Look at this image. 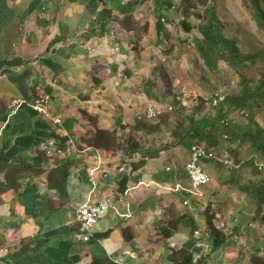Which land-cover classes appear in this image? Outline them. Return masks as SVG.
<instances>
[{"label": "crops", "instance_id": "obj_1", "mask_svg": "<svg viewBox=\"0 0 264 264\" xmlns=\"http://www.w3.org/2000/svg\"><path fill=\"white\" fill-rule=\"evenodd\" d=\"M100 9L97 0H0V152L9 161L0 182L16 173L21 185L0 193V264L35 243L44 244L41 252L13 263L174 264L172 255L181 251L190 264H263L264 222L250 210L256 206L250 195H220L222 185L206 197L186 193L191 184L184 166L177 167L175 148L163 141L158 157L141 167L138 159L120 165L110 153L81 144L95 129L119 133L131 125L128 114L111 118L100 107L98 98L115 92L117 75L130 80L126 70H132L131 33L111 23L101 35ZM37 87L51 96L50 120L33 108ZM139 130L131 131L137 139ZM50 142L59 157L45 155ZM59 161L72 162L64 202L46 182ZM22 163L29 170L19 174ZM103 197L112 208L86 242L76 240L77 208ZM210 206V217L218 214L217 226H225L217 250L205 226Z\"/></svg>", "mask_w": 264, "mask_h": 264}, {"label": "trees", "instance_id": "obj_2", "mask_svg": "<svg viewBox=\"0 0 264 264\" xmlns=\"http://www.w3.org/2000/svg\"><path fill=\"white\" fill-rule=\"evenodd\" d=\"M101 4V9L97 14V21L99 23V31L101 35L106 32L107 27L111 23L118 24L128 33H146L149 26L145 24L144 26L138 27L134 20V8L135 6L150 2L151 0H111V5L109 8L106 7V0H97ZM207 1L209 0H179V5L176 0H155L156 10L154 12L155 16V31L160 44L167 43L170 48L166 50L167 52H172V35L167 30L166 25L172 24L174 21L171 17L167 15L170 10H175L177 16L180 17L179 28L184 32V38H179L178 41L185 45H194V50L197 56L201 58L204 64L209 70L214 71L217 69L218 61H224L227 64L236 67L240 65L244 67L245 62L250 60L251 63L256 64L260 58L264 56V50L260 49L255 55H242L240 49L238 48L237 42H234L229 37L224 35L222 32V27L219 23L217 15L213 7L207 6ZM244 4L247 6L251 13V18L253 24L261 33L264 34V0H244ZM201 5L203 11L196 12L197 8ZM197 13V14H195ZM192 17H195L199 21L194 24ZM195 29H199L201 37L197 36L192 38V42L189 43L190 36L193 34ZM174 36H178L175 34ZM140 49V48H139ZM142 49V47H141ZM137 74L133 71L126 70V76L133 80L138 79ZM240 87L241 90L233 96H227L226 100L222 103L215 100L212 94L208 98H200L199 102L193 106L189 115L186 116V121L182 120L179 122L178 126L172 132L173 136L177 138L176 146H182L187 152L186 156L189 160L190 149L192 146L197 145L204 147L206 150L226 148L229 151V159L234 168H239L244 174L241 178L238 172H234L230 179H226L222 186L229 188L231 186L237 185V193H242L250 195L252 199L255 200L256 206L254 211L256 214L255 218L260 219L264 222V168L259 171L258 166L264 167V119L258 120V116L264 111V80L260 85L252 84V81L245 78V76L240 72ZM154 81L151 79L147 80L141 87L140 93H142L149 100L158 101L152 99L151 90L154 88ZM164 101V100H162ZM175 105H179L176 99H173ZM210 104L217 111V115H206L202 116V109ZM231 110L236 111V116L244 115L247 123L239 124L232 117L228 116V112ZM185 108H179V112L176 114L179 118L185 117ZM234 113V112H233ZM158 118V120H157ZM154 118L156 123L155 126H151L150 133L159 129L160 125H166L168 121L174 119V116L168 117L167 114H162ZM152 119V120H154ZM150 120V121H152ZM120 121V120H119ZM118 121V123H119ZM141 122L140 120H136ZM222 121H224L222 123ZM151 123V122H150ZM187 123V124H183ZM227 123V125H226ZM182 124V125H181ZM168 129V126L165 127ZM122 129V128H121ZM164 133L165 130H163ZM116 130L103 131L95 129L91 137L83 139L81 144L85 147L91 148L92 150H102L106 153H110L114 147L118 149V152H122V157L119 160L120 165L126 163V161H131L134 156H140L141 161L137 163L138 166H144L147 159L157 158L159 151L151 150V148L143 147L140 143L134 140L131 136L124 144L116 143L115 139ZM171 134V135H172ZM227 134L228 139L224 140L223 135ZM225 147H222V146ZM172 144L169 147H173ZM168 147V145L166 146ZM165 147V148H166ZM115 151V150H114ZM247 151V152H246ZM8 160L4 157L3 152H0V171H3L7 165ZM71 161H59L56 163V167L51 170L46 178L47 187L53 190L59 199L64 202L65 199V187L66 180L68 177V171L71 167ZM19 166L17 170L19 174L28 171L24 163ZM216 165L222 172L224 177L228 176L231 167L226 169L224 165L213 160H205L204 165L206 171H211L210 165ZM225 170V171H224ZM238 170V169H237ZM253 171L255 177L249 178L247 171ZM224 171V172H223ZM219 172V175H220ZM228 172V173H227ZM41 172H36L38 175ZM210 175V180H211ZM244 182H247L244 185ZM209 186V185H206ZM205 186V187H206ZM221 186V187H222ZM21 188L20 179H17L16 173H9L6 176V182H0V193L7 190L17 192ZM125 191V183L122 181L120 192ZM228 195H231L230 193ZM206 210V209H205ZM211 206L208 207L204 213L206 232L208 233L211 242L213 243V250H217L224 242L225 236L220 233L217 226V218L210 217ZM51 212V211H50ZM260 217V218H259ZM177 221V220H176ZM165 230H169V227H165ZM35 248L25 247L21 250V253L15 257L3 260L4 264H15V260L24 257L29 253L37 254L41 252L44 244L35 243ZM171 258L174 259V264H190L191 256L185 252H176ZM91 264H114L113 262L105 260H93Z\"/></svg>", "mask_w": 264, "mask_h": 264}, {"label": "rangeland", "instance_id": "obj_3", "mask_svg": "<svg viewBox=\"0 0 264 264\" xmlns=\"http://www.w3.org/2000/svg\"><path fill=\"white\" fill-rule=\"evenodd\" d=\"M154 1L155 0H151L150 2L139 4L134 8L135 24L138 27L144 26L145 24L149 26L147 32L142 35H140V33H131L132 42L129 47L131 51L129 56L131 60L130 66L134 74L137 73V70L139 71V78L126 80L123 75H117L119 83L117 87L114 88L115 92H112V94H103L105 98L100 97L98 99H100V107L105 108V112H107L109 117L113 118L115 114L125 113L128 114L127 118H130L131 125H127L130 131L126 130L119 133L117 131L116 134L113 135L117 140L116 143L124 144L132 136L142 147L144 145L147 146L146 148H151V150H155L161 141L165 142L163 145L166 146L174 144L175 153H172V158L175 157L177 167L181 169L188 160L186 156L187 152L184 148L175 145L177 143V138L173 136L172 132H174L176 126H178L179 122H182V120L186 121V116L190 114L191 109L199 102L200 98H208L213 92L217 93V91L222 90L227 93L225 95L229 96H233L240 92V72L245 78L252 81V84L260 85L264 80V56L260 58L256 64L247 60L244 67L240 65L233 67L219 60L216 67L217 69L214 71L209 70L201 58L197 56L193 48L194 45L188 46L178 41L179 38H184L185 34L179 28L180 17L177 16L179 13H175V10H170V12L167 13L169 17L173 16L171 18L174 20L171 25H166L167 30L172 35L171 42L173 44V50L169 53L166 50L170 48V45L167 43L160 44L156 36L154 27L156 4ZM176 3L178 4L179 0H176ZM207 6L214 8L219 20L218 24L222 27V32L231 40L237 42L242 55H255L260 49L264 50V34L257 30L253 24L252 15L244 4V0H209L207 1ZM196 10V12H201L203 11V7L199 5ZM193 20L194 24H197V22L199 23L195 17H192V21ZM121 32H125V30L122 28ZM175 34H178V36H174ZM195 36L198 38L201 37L199 29L194 30L193 34L190 36L189 43L192 42V38ZM127 41L128 40L125 38V44ZM140 46H142V49ZM121 60H124V58L121 57ZM149 79L154 81L155 85L151 90L152 99L158 101L149 100L140 93L141 87H143L144 83ZM120 96L122 97L120 98ZM122 98L129 100L122 101ZM103 99H106V101H103ZM173 99L179 102L178 106L173 103ZM117 101H120V103H117ZM106 102L107 104L105 105ZM181 107L186 110L184 114L185 117L179 118L176 114ZM153 109H159L162 112L160 115L167 114L168 117L174 116V119L168 121L166 125H160L159 129L150 133L151 126H155V124L152 123L158 121L155 119L148 121L145 119V115L148 111ZM214 114L216 116L218 113L210 104H207L206 107L202 109V116H213ZM236 114V111L231 109L230 112H228V116L232 117L237 123H247L244 115L240 114L236 116ZM137 119H141V122L136 121ZM261 119H264V111L258 116V120L260 121ZM183 124L185 125L187 123ZM167 126L168 129L165 128ZM138 129L142 132V134L138 135L139 139L131 132L132 130L137 131ZM163 130L166 132L165 135H163ZM160 134L163 135L162 139L159 137ZM121 154L122 152H118L116 147L111 151V155L118 161L122 157ZM137 159L138 162L141 161V158H138V156H134L131 161L134 163ZM210 168H212V170L209 171V175L212 176V180H210L209 186H206V188L202 187L198 191L200 194H203L204 197H206L205 193L208 192L211 194L218 192L219 194L222 182L224 183L226 179H230L232 177L231 174L234 172L240 171L238 167L234 168L230 171L228 176L224 177L223 174L221 175L222 172H220L221 170L216 165L211 164ZM243 174V172H238L240 178ZM245 174H247L249 178L255 177L254 172L250 170ZM246 184L247 182H244V185ZM236 188V184L229 188L224 187V191L223 193L220 192V195H228L229 193L235 195L237 194ZM250 210L254 211V207Z\"/></svg>", "mask_w": 264, "mask_h": 264}, {"label": "built area", "instance_id": "obj_4", "mask_svg": "<svg viewBox=\"0 0 264 264\" xmlns=\"http://www.w3.org/2000/svg\"><path fill=\"white\" fill-rule=\"evenodd\" d=\"M49 1V0H45ZM219 100L223 99L224 96H219ZM218 100V102H219ZM19 104V102H16ZM50 106H51V96L48 95L46 92H44L42 87H37L36 88V98L33 103V108L34 110L42 117L50 120L51 119V113H50ZM162 112L157 109H153L151 111H148L145 115V119L148 121L156 118L159 116ZM141 120V119H138ZM54 125H58L59 121L54 120L53 121ZM227 125V123H226ZM54 144L50 142L47 147L43 149V151H46V156L48 158L57 155V157L60 156L59 151H54L53 148ZM216 155L211 154V150H207L206 152L204 151V147L194 145L190 149V155L191 158L188 160V162L184 165V170L186 173V176L190 179V181L194 184L195 186V191L198 192L200 188L205 187L210 183L209 179V173L206 171L204 168V161L205 160H216V157L219 155L218 151ZM225 152V151H223ZM219 156H224V155H219ZM202 157H205V160H201ZM219 162L224 164V168L226 169L227 164L231 162L229 160L228 156L224 159H221ZM231 168L228 171L233 170V165L232 163L230 164ZM228 168V167H227ZM230 168V167H229ZM263 166H258L259 171L263 170ZM227 170V169H226ZM122 171V169L120 170ZM187 178V179H188ZM179 188V187H178ZM184 190V189H183ZM191 194L194 195V192ZM200 195V194H199ZM187 204V202H185ZM111 207V201L108 197H103L100 201L96 203H90L86 202L84 205L79 207L76 210V222L79 226V232L76 235V240H81L86 242L90 238V233L91 229L93 228L94 224L103 218L105 214L107 213L108 209ZM220 229H224L225 226L222 225L219 227Z\"/></svg>", "mask_w": 264, "mask_h": 264}, {"label": "bare ground", "instance_id": "obj_5", "mask_svg": "<svg viewBox=\"0 0 264 264\" xmlns=\"http://www.w3.org/2000/svg\"><path fill=\"white\" fill-rule=\"evenodd\" d=\"M43 1H45V0H43ZM225 94H227L225 91H217V93H215V92H213V95H214V98H216L215 100H219V96H224V98L223 99H221V100H219V102L220 103H222V102H224L225 100H226V98H227V96L228 95H225ZM14 105H16V106H18L19 104H17V103H15ZM224 121H222V123H223ZM223 139L224 140H227L228 139V135L227 134H224L223 135ZM222 147H225V146H222ZM215 150L216 151H218L219 153V155H224V156H217L216 157V160H213V161H215V162H218V163H221V162H219L221 159H224V158H226L227 156H228V158H229V151L226 149V148H222V149H220V150H217V149H212L211 150V154H214V155H216L217 154V152H215ZM204 151L206 152L207 150L204 148ZM223 151H225V152H223ZM190 158H191V155H190ZM189 158V159H190ZM206 158L205 157H202L201 158V160H205ZM230 160V159H229ZM222 164V163H221ZM230 164H231V162L230 163H228L227 164V167H231L230 166ZM224 165V164H223ZM205 168V167H204ZM187 178H188V176H187ZM209 179H210V176H209ZM188 180L190 181V179L188 178ZM190 184H191V188H190V191H187L186 193H189V194H191L192 192H194V195H196V196H202V194H200V192H196L195 191V186H194V184L190 181ZM200 194V195H199ZM191 195H193V194H191ZM111 201V200H110ZM81 207V206H80ZM112 208V202H111V207L109 208V209H111ZM78 209V208H77ZM108 209V210H109ZM216 218L217 219H219V215H216ZM222 225H220L219 227H221ZM79 227V226H78ZM218 227V228H219ZM219 230H222V229H220L219 228ZM91 231H92V229H91ZM90 236H91V233H90Z\"/></svg>", "mask_w": 264, "mask_h": 264}]
</instances>
